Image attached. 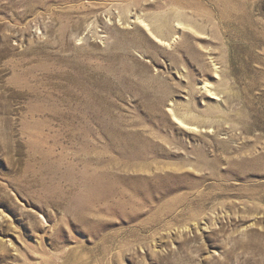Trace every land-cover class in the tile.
I'll use <instances>...</instances> for the list:
<instances>
[{"label": "rangeland", "instance_id": "1", "mask_svg": "<svg viewBox=\"0 0 264 264\" xmlns=\"http://www.w3.org/2000/svg\"><path fill=\"white\" fill-rule=\"evenodd\" d=\"M228 263L264 264V0H0V264Z\"/></svg>", "mask_w": 264, "mask_h": 264}, {"label": "bare ground", "instance_id": "2", "mask_svg": "<svg viewBox=\"0 0 264 264\" xmlns=\"http://www.w3.org/2000/svg\"><path fill=\"white\" fill-rule=\"evenodd\" d=\"M144 24H146V23L144 22ZM146 26L148 27L149 25L147 24ZM161 41L164 42V39H162ZM204 88H205V89L207 90V92L210 93L211 95H213V96H215V97H218L217 94L213 92V89L211 88V86H209V83H206L205 86H204ZM173 111H174V113H175V114H174V117L177 118L182 124L187 125V122L185 121V118H183V117H179L178 114L176 113V112H177L176 110L173 109ZM175 111H176V112H175ZM188 124H189V123H188ZM187 127H188V125H187ZM245 252H246V250H245ZM234 257H240L239 259H238V258H235L236 260H238V262H239L240 259L242 258L241 255L238 254V253L235 254ZM243 258L245 259V261L248 260V258H247V256L245 255V253H244V257H243ZM228 264H229V263H228Z\"/></svg>", "mask_w": 264, "mask_h": 264}]
</instances>
